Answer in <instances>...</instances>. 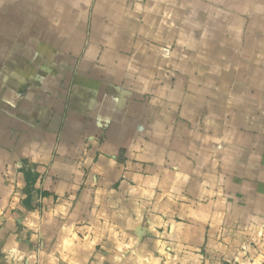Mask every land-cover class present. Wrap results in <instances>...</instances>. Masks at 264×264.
I'll return each mask as SVG.
<instances>
[{
  "label": "crops",
  "instance_id": "0c3cea01",
  "mask_svg": "<svg viewBox=\"0 0 264 264\" xmlns=\"http://www.w3.org/2000/svg\"><path fill=\"white\" fill-rule=\"evenodd\" d=\"M0 264H264V0H0Z\"/></svg>",
  "mask_w": 264,
  "mask_h": 264
}]
</instances>
